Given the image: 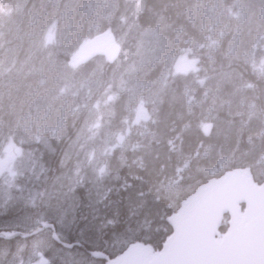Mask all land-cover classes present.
I'll return each instance as SVG.
<instances>
[{"label": "rangeland", "instance_id": "1", "mask_svg": "<svg viewBox=\"0 0 264 264\" xmlns=\"http://www.w3.org/2000/svg\"><path fill=\"white\" fill-rule=\"evenodd\" d=\"M226 1L229 7L224 5L225 0H196L190 16L207 37L208 49L228 33L231 41L225 42L231 56L244 60L264 78V0ZM140 2L0 0V225L29 226L32 212L23 206L26 200L33 204L36 184L39 177L43 180L46 170L38 154L41 148H35L36 144L22 146L32 139L45 143L43 146L53 154L57 151L62 161L43 183L44 202L35 204L34 209L47 203L50 215L58 213L59 230L65 232L80 213L78 208L84 199L90 208L81 211L83 227L74 226L89 254L79 257V249L59 252L50 264H104L92 253L104 251L99 249L103 246L102 228L120 221L122 209L117 200H106L110 193L117 192L134 213L130 221L125 214L124 231L110 233L108 250L117 252L133 243L135 232L142 226L145 232L154 230V217L161 214V209L149 210L141 219L136 218L147 191H136L139 184L131 188V180H141L144 175L136 170L150 156L157 157L158 145L173 146L178 137L169 135L172 128L161 118L159 109L166 108L164 101L174 86L182 89L186 101L193 100L198 106L200 129L207 122L213 124L208 137L214 143L200 148L201 154L210 155L211 165L196 166L194 175L210 177L219 170L246 166L255 178L264 180V117L257 109L262 105L264 113V87L259 92L261 101L256 98L253 84L239 83L235 69L211 73L201 64L191 73H179L175 61L187 56L199 58L202 46L187 39L180 30L170 41L159 28L141 25L136 18ZM24 22L30 25L29 51L23 59L27 64L21 63L12 74L19 49V28ZM99 32L114 34L121 55L113 62L104 55L82 62V45ZM159 58L162 66L153 72ZM161 70L164 71L159 75ZM149 104H154L156 118L150 119ZM224 110L230 116L228 120L213 114ZM193 129L187 140L198 134ZM148 133L151 136H146ZM241 138L255 144L248 156L232 166L227 157H222L220 148H226L231 156ZM51 139L58 145L56 148L50 145ZM146 143L154 148H147ZM10 148H20L22 152L6 166L4 160ZM188 164L186 160L177 169L169 181L170 188L163 193L168 206H177L178 199L196 187L197 182H181L190 178V174H182ZM45 239L43 236L23 244L13 254L0 250V264H39L40 251L50 248Z\"/></svg>", "mask_w": 264, "mask_h": 264}, {"label": "trees", "instance_id": "2", "mask_svg": "<svg viewBox=\"0 0 264 264\" xmlns=\"http://www.w3.org/2000/svg\"><path fill=\"white\" fill-rule=\"evenodd\" d=\"M195 1L196 0H141L140 3L142 9L138 13H136V18L143 26H154L159 28L158 31L160 33L164 32L165 36H167L170 41L173 39V37L176 36L175 31L180 30L182 33H184V36L186 38L193 40L195 44H204L206 38L200 31V25L195 21V18L193 16H190V11L194 6ZM224 5L226 7H229V1L225 0ZM164 26L167 28L165 31ZM29 30L30 25L28 24V22H24L23 26L19 30L20 34L17 40L19 49L16 51V59H14L16 68L12 70V74L16 73L19 70V65L21 63L27 64V62L23 61V59L26 53L29 51ZM229 36L230 35L226 33V37H223L220 44L215 47L213 46L209 51H206V49L202 48L201 63L208 67L211 70V73L227 72L231 69H235L237 71V75H239L237 77L239 83L243 81V83L253 84L256 90V98H260L261 100L260 95L263 92L264 79L262 77H259L252 70L250 65L244 60L237 59L236 57L231 56L230 51H228L226 48L225 42L231 41L229 39ZM210 58H213V61H208V59ZM160 66H162L161 58H159L157 64H155V69L153 70V72L159 69ZM163 71L164 70H161L159 75H161ZM207 71L209 70L207 69ZM260 90L261 93L259 94ZM172 91L173 92L169 96H167L168 98L164 101V105L166 106V108L162 110L161 106V108L159 109L162 113L161 115H163L161 118L166 119L169 124L168 126L172 128V132L169 135H177L178 137L175 140L173 146L158 145L157 157L155 155L150 156V160H148L147 163L144 162L142 165L143 167H138L136 170L139 175H144L140 178L141 180H133L135 178H132L131 180V182L133 181L131 188L134 187L135 184H139V188L136 187V191H147V194L144 196L147 199L145 198L146 201L144 202V204H141V206H139L136 210V218L141 219V216L147 214L149 210L161 209V214H156V216L154 217V224L152 225L154 230H152L150 233L145 232L144 226H142L140 230L135 232L134 234V242H141L143 245H148L154 250L160 249L167 236L171 233V227L167 223L166 218L177 211L181 205V202L190 194H186L179 198L177 206L167 205L168 199L164 196L163 193L167 192V190L170 188L169 181L172 182L177 169L181 165H184L186 160H189V164L184 168L182 174L185 176L190 174V178L181 180V182H197L196 186L198 184L206 182L211 177H205L201 174L194 175L193 173V169L196 166L207 168L211 165L209 163V160L211 159H208L210 155L201 154L200 148L202 145L207 146L208 144L214 143H211L209 141L210 138L208 136H204L201 129L199 128L198 121L201 117V114L199 113L200 110L194 101L188 102L184 99L181 88H177L174 86V88H172ZM257 109L259 115L264 117L262 105ZM154 113H156V110H154L153 115ZM213 114H219L227 120L230 117L226 114V110L220 113L213 112ZM165 115L166 117H164ZM151 129L153 130L154 128L151 127ZM191 129L197 131L198 134H194L187 140L186 138L188 134H192ZM160 142H162V144L165 143L161 139ZM215 144L213 145V147L216 149L217 145ZM254 144V141H248L245 138H241L238 141L236 148L234 152H232L233 154L231 156L229 155V152L226 148L221 147L220 150L222 151V157H227L229 161H231L232 166H235V163H237L239 160L244 159L250 154ZM152 146V144H146V147L149 149L154 148ZM209 151H211L210 148ZM41 152V155L43 154L44 156L43 161H45L46 163H52L57 160L56 156L50 154L47 150H43L42 148ZM213 154H215V150L213 151ZM134 170L135 169H133V171ZM223 171L224 170H219L216 175L222 174ZM137 181L139 183H137ZM153 189H155V191H153ZM124 192H126V190H124ZM151 197H153V200H151ZM108 199L117 200L116 202L119 207L122 208L121 212L123 210V214L121 215L120 212V221H118L116 224L102 228L101 245H103L104 249L108 248L107 245L110 233L113 231H124L127 216L130 221V215L131 213H134L133 208H128L127 202L125 203L123 197L119 198V194L117 192L108 194ZM130 202H132V200H130L129 203ZM28 203L29 202L27 201L24 206H27ZM157 204L158 207L156 206ZM159 205H163L164 207L160 208ZM81 207L84 206L82 205ZM160 215L163 216L162 219L159 217ZM132 229H135V225H132ZM226 229L227 223L224 222L220 225V231L224 232L226 231ZM144 235H146V237H144ZM12 241L13 240H9V242ZM5 242L7 241L2 240V244H4ZM125 248L126 247H123L121 249V252H123ZM108 252L110 254L112 253L111 251Z\"/></svg>", "mask_w": 264, "mask_h": 264}, {"label": "water", "instance_id": "3", "mask_svg": "<svg viewBox=\"0 0 264 264\" xmlns=\"http://www.w3.org/2000/svg\"><path fill=\"white\" fill-rule=\"evenodd\" d=\"M100 52L116 58L119 47L112 34L104 33L86 42L81 55L87 59ZM196 64L197 60L190 58L176 62L184 71ZM210 128L211 124L204 127L205 134ZM225 214L229 216V230L217 239ZM167 221L172 233L160 251L153 254L149 247L133 244L107 264H264V183L256 184L248 169L234 168L201 184ZM48 226L52 224L43 223L27 233L2 231L0 235L30 236Z\"/></svg>", "mask_w": 264, "mask_h": 264}, {"label": "flooded vegetation", "instance_id": "4", "mask_svg": "<svg viewBox=\"0 0 264 264\" xmlns=\"http://www.w3.org/2000/svg\"><path fill=\"white\" fill-rule=\"evenodd\" d=\"M9 158H15V155H8ZM260 181H263V180H260ZM54 193V192H53ZM52 193V195L54 196V194ZM56 215L55 213H52V216L51 215H47L45 217V219L49 220V221H52L54 224H55V227L56 229L59 231V220L57 219V222H55L54 220L55 219ZM57 218H58V213H57ZM37 223H39L40 221H36ZM36 222H32L31 221V225H35ZM19 227V226H18ZM20 228H23V227H20ZM2 229L1 225H0V230ZM78 230H68V231H65L64 234H62V239H64V242L68 243V245L62 243V242H54V241H49L51 242L52 244H54V246L58 249H62V250H66V249H70V250H74V249H79L80 251L77 253L78 255H82L83 253H88V249L85 247L84 245V240L82 238V236L79 234V232H77ZM46 232H49L48 230L47 231H44L43 233H46ZM43 233L40 234L41 235H44ZM39 236V235H37ZM36 236V237H37ZM2 239L0 237V250H2V248H11L12 246H14V240L12 242H9V240H12V239H8V240H5L7 242H5V244L2 246ZM24 240H30V239H24ZM69 244H73L72 247H69ZM81 250H83L84 252H81ZM44 254H46V256H48L49 258H51L52 254H51V251L48 249L46 251L43 252Z\"/></svg>", "mask_w": 264, "mask_h": 264}, {"label": "bare ground", "instance_id": "5", "mask_svg": "<svg viewBox=\"0 0 264 264\" xmlns=\"http://www.w3.org/2000/svg\"><path fill=\"white\" fill-rule=\"evenodd\" d=\"M87 213V212H86Z\"/></svg>", "mask_w": 264, "mask_h": 264}]
</instances>
